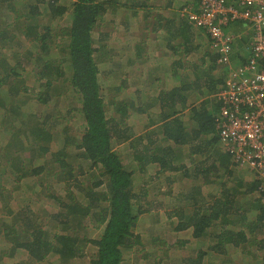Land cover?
Instances as JSON below:
<instances>
[{
	"label": "trees",
	"instance_id": "obj_1",
	"mask_svg": "<svg viewBox=\"0 0 264 264\" xmlns=\"http://www.w3.org/2000/svg\"><path fill=\"white\" fill-rule=\"evenodd\" d=\"M26 1L0 0V5L8 8L13 20L19 17L16 8L23 9ZM122 3L121 0L27 3L25 17L34 23V29L25 25L23 35L37 44L38 53L29 49H25L29 55L19 53L25 45L5 43L7 39L13 41L14 35L0 31V94L7 95L6 105L0 108V154L4 152L5 157L0 158V264H75L72 262L87 257L86 264H123L125 255L142 244V235L135 232L140 216L155 214L152 208L156 196L150 197L143 179L150 167L157 168L155 176L183 170L184 177L193 175L201 183H216V190L208 194L202 185H195L196 192L190 191L179 199L185 206L171 211L165 208L167 220L177 218L170 231L176 235L188 231L196 242H201L200 238L210 231L215 238L210 246L215 257L210 264H264V192L260 181L251 173L249 179L245 177L249 170L244 167L239 171L218 139L216 115L220 103L210 95L223 83L227 70L218 68L217 54L210 50L207 35L203 43H196L194 27L183 18L176 22L157 13L152 30H164L168 37L166 50L172 61L171 78L166 82L169 89L152 98L158 104L160 123L158 129L152 127V117L146 114L151 102L116 97L126 88L125 79L114 87L117 93L113 97H106L101 87L94 53L98 47L92 34L102 16L110 9L116 11ZM40 6L47 9L50 22L42 34L35 29L39 26L37 16L43 12ZM67 11L68 24L61 29V35L67 38L62 49L66 54L63 63H67L68 87L75 93L76 110L83 120L81 133L73 138L68 136L67 115L57 113L45 114L37 127L27 132L21 128L11 132L3 122L8 113H19L12 122L24 125L36 116L26 110L27 105L10 103L11 96L40 103L51 98L25 85L26 73L30 71L42 89L64 75L62 60L53 59L50 52L54 50L48 41L52 36L51 25ZM136 15L133 11L132 16ZM51 41L56 46L61 44ZM190 54H197L196 59L188 57ZM17 79L19 83L15 84ZM133 81L136 83L135 78ZM159 83L156 79L154 86ZM139 91L135 89V93ZM107 106L116 115L113 111L107 115ZM134 118L137 124H133ZM59 136L61 144L56 142ZM121 140L129 142L132 156L129 168L114 148L116 141ZM72 144L81 162L75 169L70 160ZM137 173L140 178H134ZM47 174L68 176L64 194L46 196L45 191H39ZM136 186L141 187L140 191H136ZM39 195L50 197L47 201L55 209L44 205L33 207ZM17 253L22 257L17 258ZM206 254L204 251L193 260L201 264Z\"/></svg>",
	"mask_w": 264,
	"mask_h": 264
},
{
	"label": "rangeland",
	"instance_id": "obj_2",
	"mask_svg": "<svg viewBox=\"0 0 264 264\" xmlns=\"http://www.w3.org/2000/svg\"><path fill=\"white\" fill-rule=\"evenodd\" d=\"M71 1L72 0H59L60 3L65 4H69ZM121 1H123L122 4L126 3L128 6H118L114 12L112 9L108 10L102 16L100 19L101 21H99V24L95 27L92 34L95 40V45L98 47V50L94 51V53L100 69V80L102 81L101 87L104 88L103 94L106 95V97L109 95L110 97H113L112 95L117 93L114 90V87L122 84V80L125 79L128 84L124 90L116 94V97L120 100L125 97H130L136 101L142 99L143 103L151 102V107L146 109V114L152 117V127L155 125V128L158 129L160 124L157 114L158 104L155 103L152 98H155V95L160 91L166 88L169 89L167 85L168 83L166 82L171 78L169 76L171 68L168 69L167 62L163 59L166 56L164 50L167 49L166 44L168 43V37L164 34V30H162L163 34L152 30V28L155 27V24H153L155 23L154 16L157 15V13L161 15H164L163 13H165L167 17H173V20L178 22V20L182 18L180 16L182 5H189L194 8L197 4L193 0ZM33 2L34 0H27L23 9L22 6L16 8V10H18L16 15H19V17H16V19L14 18L13 20L10 18L8 8L0 5V31L3 30L10 36L14 35L13 41L7 39L5 43L17 45L23 43L25 46L20 48L19 53L24 55H29L28 53H30L25 49L36 52L39 50L37 44L30 42V37H25L23 35V28H25V25L34 29V23L26 18L28 13L26 5L27 3L31 4ZM140 5H142L143 8H140ZM167 5L170 6L167 7ZM40 7L43 12L37 16L36 23L39 26L35 27V29L42 34V32H44L43 29L45 26H48L50 22L46 11L47 9L45 10V7L43 6ZM150 7L151 10H148ZM133 11H136V17L132 16ZM146 12L149 14L146 15ZM68 13L69 11L51 25V30H49V32H51L50 34H52V36L48 41V45L54 50L50 52L53 59L56 61L60 60V62L62 60L61 64L64 75L53 85H49L47 89H42L37 85L33 74L28 70L29 74L26 73L24 76L25 85L30 86L31 89L36 90L37 88L40 92L43 91V93H47L51 98L47 103H40L36 101V99L29 100L26 97L18 96V98H14L11 96L10 103H13L15 106L27 105V107L25 106L26 110H29L33 115H36L31 117L24 125L21 124V122L18 123V121L12 122V118L19 115V113H8L3 122L11 132L12 129L16 130V128L26 129L24 132H27L29 128L35 127L37 123L43 119L45 114L57 113V115L60 116H63L64 114L67 115V118H65V126L67 127V130L65 132L68 136L70 135V137L73 138L81 133V123L83 120H81L79 112L76 110L78 103L76 97H74L75 93L71 90V87H68L70 72L67 70V63L66 61L63 63L66 54L62 49L65 46L67 38L61 35V29L68 24ZM141 18H143V20ZM124 22L128 24L127 27ZM168 25L169 24L165 26ZM193 30L195 38L197 39L196 43H203V40H206V34L201 29L193 28ZM231 31L235 34V37L239 35V37L236 38L232 50H234V59L236 62H240L242 59L241 54L247 53L248 51L247 47L252 41V33L250 30H244L241 25L237 24L232 27ZM51 39L61 44L56 46ZM188 57L196 59L197 54H190ZM217 65L219 66L218 68L224 67L219 64ZM132 78H135L136 83L134 81L132 82ZM156 79H159L160 83L159 85L156 84V86H154ZM18 83L19 80H15V84ZM149 84H152L153 86L147 88ZM19 85H21V83ZM137 88L140 89V91L135 93V89ZM6 97L7 95L4 96L0 94V108L6 105ZM210 97H214V94L210 95ZM143 103L141 104L142 106L145 105ZM112 111L114 112L111 107H106L107 115L113 114ZM114 114L116 115L115 112ZM132 122L133 124L136 123V119H132ZM61 141L63 140L59 136L56 142L61 144ZM128 143L129 142L123 140L116 141L114 146L117 152L121 155L123 163L127 168L131 167L132 161ZM71 151L73 157H70V160L75 169V167L81 162L77 160L76 155L78 151L74 148L73 144ZM9 152L13 153L11 150H9ZM21 153L23 154L25 152L22 151ZM0 158L5 159L4 152L0 154ZM236 167L239 171L244 170V167ZM156 169L157 168L150 167L147 175L143 178L146 181L144 183L148 187L147 192L150 197L152 195L156 196L157 200L153 203L152 208L155 214H150L152 212H149L140 216L138 221L139 225L137 226V229H135V232H139L142 235V244L140 245L141 250H139V247L132 254L125 255L126 257L123 264H198V260L193 259L196 255H199L204 251H206L207 254L202 258L201 264H210L215 257V255L212 256L214 251L210 249V246L215 242V238L211 235V232L208 231V234L200 238L201 242H196V239L190 237L188 231L179 232L178 235H176L175 232L173 230L170 231L169 228L176 225L175 222L177 218L172 216L170 221L167 220L165 210L168 209L165 208H170L171 211L173 208L185 206L182 205V201L179 199L183 198L185 195H189L190 191L196 192L194 189L195 185H202V190L205 194H208L209 192H214L216 190V183H201L199 180L195 179L193 175L184 177L183 170L170 174L161 173L158 176H155ZM250 173L253 174L249 170L245 177L249 179L251 175ZM166 175H169V178H166ZM138 176H141V174L137 173L134 175V178H140ZM150 176L155 177L151 179L149 178ZM76 177L79 178L77 174ZM42 179L43 184H40L38 189L39 191H45L46 196L64 194V181L68 179L67 175L64 174V176L59 175V177H53L51 174H47ZM140 181H142V179ZM140 188L141 187L136 186V191H140ZM48 198L50 199V197ZM48 198L41 195L37 196V199H34L33 207L44 205L47 209H55V207L47 201L49 200ZM46 204L50 207H47ZM95 235L96 233H94V236ZM180 240L185 241L184 244L179 245L178 242ZM87 251L89 255L91 249L88 248ZM15 256L17 258L22 257L20 253H17ZM87 259H78V261L75 260V262L72 263L86 264Z\"/></svg>",
	"mask_w": 264,
	"mask_h": 264
},
{
	"label": "built area",
	"instance_id": "obj_3",
	"mask_svg": "<svg viewBox=\"0 0 264 264\" xmlns=\"http://www.w3.org/2000/svg\"><path fill=\"white\" fill-rule=\"evenodd\" d=\"M196 4L182 5L180 16L205 32L217 64L227 70L214 93L220 103L218 139L236 166L259 179L264 192V0H198ZM234 23L252 33L248 53L240 62L232 50L239 35L226 29Z\"/></svg>",
	"mask_w": 264,
	"mask_h": 264
},
{
	"label": "crops",
	"instance_id": "obj_4",
	"mask_svg": "<svg viewBox=\"0 0 264 264\" xmlns=\"http://www.w3.org/2000/svg\"><path fill=\"white\" fill-rule=\"evenodd\" d=\"M123 6H125V7H127L128 5H126V3H124V5ZM164 15V17L166 18V19H173V17H167V15L165 14V13H163ZM148 18V17H147ZM241 25L240 23H234V24H231L229 27H227L226 29L228 30V31H231L232 30V27L234 26V25ZM159 33H161V34H163L160 30H157ZM235 42H236V40L234 41V44H235ZM165 52H166V56L163 58V59H165L166 60V62H167V65H168V69H170V67H171V61H172V57L168 54V51H166V50H164ZM247 53H248V51H247ZM247 53H244V54H241V61L243 60V59H245V56L247 55ZM244 56V57H243Z\"/></svg>",
	"mask_w": 264,
	"mask_h": 264
}]
</instances>
